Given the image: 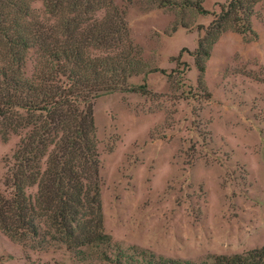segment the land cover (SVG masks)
<instances>
[{
  "label": "rangeland",
  "instance_id": "obj_1",
  "mask_svg": "<svg viewBox=\"0 0 264 264\" xmlns=\"http://www.w3.org/2000/svg\"><path fill=\"white\" fill-rule=\"evenodd\" d=\"M181 1L19 0L0 66L29 80L53 58L83 59L113 86L93 107L110 243L11 234L0 202V264H214L264 246V0L208 38L227 0H204L206 14ZM21 133L0 123L3 196Z\"/></svg>",
  "mask_w": 264,
  "mask_h": 264
},
{
  "label": "trees",
  "instance_id": "obj_2",
  "mask_svg": "<svg viewBox=\"0 0 264 264\" xmlns=\"http://www.w3.org/2000/svg\"><path fill=\"white\" fill-rule=\"evenodd\" d=\"M159 1L161 5L179 3L178 0ZM203 1L182 0L181 3L199 13H209ZM19 3V0H0V37L3 35L9 40L6 26L14 9H21ZM241 9L250 12L252 2L227 0L222 5L223 13L208 28L207 38L219 34L226 19L239 20L235 16ZM105 25L102 24L101 29ZM108 37L105 35L103 39L106 41ZM72 53L68 50L67 55ZM198 53L204 57L210 55L203 49L202 42ZM52 56L55 57V53ZM71 59L53 58L54 65L51 61L49 71L43 61L40 68H45L47 74L35 75L29 80L11 76L10 67L2 59L6 67L0 66V123L8 126V130L22 133L5 178L12 190L4 196L0 194V202L2 209L9 211L3 217L10 218L12 212L11 218L18 220L16 226L3 222L9 233L27 237L29 233L40 231L44 238L59 239L67 249L74 251L79 247L93 248L110 243L104 228L101 161L94 135L93 107L94 99L113 86L107 78H101V73L94 72V63L80 59L75 68ZM196 65L204 71L199 60ZM63 68L69 73L64 74ZM20 110L23 115L17 114ZM27 186L36 187L37 193H28ZM214 264H264V246L220 255Z\"/></svg>",
  "mask_w": 264,
  "mask_h": 264
}]
</instances>
